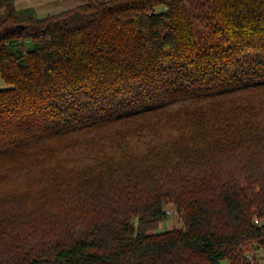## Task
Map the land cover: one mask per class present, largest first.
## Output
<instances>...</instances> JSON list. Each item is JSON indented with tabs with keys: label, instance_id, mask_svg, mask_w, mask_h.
<instances>
[{
	"label": "trees",
	"instance_id": "trees-1",
	"mask_svg": "<svg viewBox=\"0 0 264 264\" xmlns=\"http://www.w3.org/2000/svg\"><path fill=\"white\" fill-rule=\"evenodd\" d=\"M0 80V264H264V0H0ZM66 154L93 217L36 235Z\"/></svg>",
	"mask_w": 264,
	"mask_h": 264
},
{
	"label": "rangeland",
	"instance_id": "rangeland-1",
	"mask_svg": "<svg viewBox=\"0 0 264 264\" xmlns=\"http://www.w3.org/2000/svg\"><path fill=\"white\" fill-rule=\"evenodd\" d=\"M3 86L0 80V87ZM96 141L93 142L88 138L89 144L96 143ZM71 158L72 155L66 154L60 158L49 159L48 162L53 169L39 176V179L40 177L43 179L42 181L40 180L39 185L36 183L37 179L32 178L28 174H24L21 178L18 177L15 182L19 190L26 192L25 196L28 197L25 200L31 203H33L31 194L33 196L36 190L44 186L46 187L39 198L46 199L47 201L40 203V214L38 215V219L32 223L35 225L31 229H35L36 235L41 231L52 236L53 232H61L62 229H66L69 226L72 227L77 223L79 224L78 226H83L85 223L87 224L91 221L93 217L92 209H90L91 201L89 199L86 200V197H88L86 192L89 189H85L84 187L85 190L81 192L82 188L75 184V178L79 177V175L77 169L69 164ZM104 176L102 175L100 178L101 181L104 180ZM92 177L96 179V176L92 175ZM73 192L76 195V199L74 200L72 199ZM76 192H80V194ZM165 208L168 215L164 220L156 223L155 229L169 230L171 228H181L183 226V219L175 208V205L169 202ZM32 236H35V234H32ZM18 237L21 238V235L19 234Z\"/></svg>",
	"mask_w": 264,
	"mask_h": 264
},
{
	"label": "crops",
	"instance_id": "crops-1",
	"mask_svg": "<svg viewBox=\"0 0 264 264\" xmlns=\"http://www.w3.org/2000/svg\"><path fill=\"white\" fill-rule=\"evenodd\" d=\"M86 0H12L16 9L32 8L37 12L56 8H70L84 3Z\"/></svg>",
	"mask_w": 264,
	"mask_h": 264
},
{
	"label": "water",
	"instance_id": "water-1",
	"mask_svg": "<svg viewBox=\"0 0 264 264\" xmlns=\"http://www.w3.org/2000/svg\"><path fill=\"white\" fill-rule=\"evenodd\" d=\"M162 231V229H156L154 232L155 233H159V232H161Z\"/></svg>",
	"mask_w": 264,
	"mask_h": 264
},
{
	"label": "built area",
	"instance_id": "built-area-1",
	"mask_svg": "<svg viewBox=\"0 0 264 264\" xmlns=\"http://www.w3.org/2000/svg\"><path fill=\"white\" fill-rule=\"evenodd\" d=\"M255 222L257 223V222H258V220H257V219H255Z\"/></svg>",
	"mask_w": 264,
	"mask_h": 264
}]
</instances>
